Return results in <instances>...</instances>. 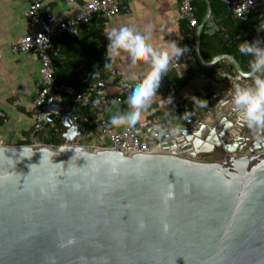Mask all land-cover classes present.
Wrapping results in <instances>:
<instances>
[{
	"label": "water",
	"instance_id": "obj_1",
	"mask_svg": "<svg viewBox=\"0 0 264 264\" xmlns=\"http://www.w3.org/2000/svg\"><path fill=\"white\" fill-rule=\"evenodd\" d=\"M211 20L213 34L220 19ZM243 27L261 55L252 69L232 54L206 61L200 34L198 59L253 77L264 66V18ZM187 74L201 97L188 126L158 123L153 152L81 144L89 120L64 95L48 99L43 124L62 144L38 131L31 144L0 138V264H264V90L241 97L227 81Z\"/></svg>",
	"mask_w": 264,
	"mask_h": 264
},
{
	"label": "crops",
	"instance_id": "obj_2",
	"mask_svg": "<svg viewBox=\"0 0 264 264\" xmlns=\"http://www.w3.org/2000/svg\"><path fill=\"white\" fill-rule=\"evenodd\" d=\"M87 1L79 0L78 3L81 5ZM178 1L123 0L122 10L114 16L102 18L92 15L82 22L77 35L65 32L56 40V76L80 89L95 85L98 90L116 95L119 83L110 75L107 65L124 70L128 80L161 69L165 74L163 82L125 94L121 102L107 106L106 116L117 130L125 128L128 120L146 118L156 119L158 123L170 122L174 131L188 126L186 118L195 110L191 99L201 96L185 87V81L190 78L187 73L201 74L223 82L226 80L216 68L228 70L234 69V66L226 59L220 60L217 65L206 66L197 57L179 68H171V58L177 45L190 41L196 44L195 40L200 34L201 50L206 61H211L218 54H232L249 70L255 66V58L261 55L246 42L243 27L246 22L235 18L222 0H194L198 18V25L194 28L187 21L177 20ZM30 2L0 0V44L4 46L0 58V138L5 144H31L37 141L34 133L38 131L43 134L42 142L56 147L64 142L63 138L59 133L55 136L50 134L49 131L55 129L53 125L48 129L40 126L31 108L36 86L41 81L38 55L32 51L13 52L9 48L11 41L26 33L25 12ZM44 2L62 19L69 18L79 7L66 0ZM208 12L212 24L211 19H220L219 29L213 34L208 33L213 29L206 25L209 23L205 20ZM263 18L264 9L254 10L248 21L255 23ZM95 66L99 67L100 78L94 75ZM252 79L264 81V66ZM52 96L59 98L62 95ZM76 106L83 109V114L89 120L88 135L79 142L91 148L106 142L99 135L100 127L95 120L94 110ZM212 153L221 155L222 151L217 148Z\"/></svg>",
	"mask_w": 264,
	"mask_h": 264
},
{
	"label": "built area",
	"instance_id": "obj_3",
	"mask_svg": "<svg viewBox=\"0 0 264 264\" xmlns=\"http://www.w3.org/2000/svg\"><path fill=\"white\" fill-rule=\"evenodd\" d=\"M78 4V9L69 18L56 16L52 8L44 0H31L25 15L27 19L26 33L11 41L9 48L13 52L32 51L40 60V84L36 86L31 103L32 111L40 126L48 120L51 111L48 108V98L51 94L65 95L79 106L91 107L95 112V120L99 124L101 137L106 139L98 146H109L113 149L132 154L135 152H153L158 149L164 138V132L156 119L146 118L140 121L128 120L125 128L117 130L106 116V108L110 104L119 103L125 94L134 92L144 86L161 83L165 80L164 71L154 69L140 74L134 80L125 78V71L107 65L110 75L118 80L119 92L109 95L95 85L85 89L77 88L73 83L55 75L54 56L58 53L56 40L65 32L79 33L82 22L96 14L108 18L118 14L123 8V0H89L79 4V0H66ZM232 15L240 21L249 20L254 10L264 9V0H222ZM194 0H179L177 20L187 21L190 27L198 25ZM4 46L0 44V58ZM197 59L196 44L193 41L177 45L171 58V68H179ZM218 74L226 80L230 87L241 97H248L256 89L264 90V81H254L238 73L235 69L225 70L217 67ZM96 146V147H98ZM93 147V148H96Z\"/></svg>",
	"mask_w": 264,
	"mask_h": 264
},
{
	"label": "trees",
	"instance_id": "obj_4",
	"mask_svg": "<svg viewBox=\"0 0 264 264\" xmlns=\"http://www.w3.org/2000/svg\"><path fill=\"white\" fill-rule=\"evenodd\" d=\"M225 4V3H224ZM258 59H259V56H257L256 58H255V60H254V64H256V62L258 61ZM253 65V64H252ZM254 66V65H253ZM252 67V66H251ZM84 108V107H83ZM91 108V107H90Z\"/></svg>",
	"mask_w": 264,
	"mask_h": 264
},
{
	"label": "bare ground",
	"instance_id": "obj_5",
	"mask_svg": "<svg viewBox=\"0 0 264 264\" xmlns=\"http://www.w3.org/2000/svg\"><path fill=\"white\" fill-rule=\"evenodd\" d=\"M246 22H248V21H246ZM55 75H56V74H55ZM56 77H57V76H56ZM57 78H58V77H57ZM251 78H252V77H251ZM76 87H77V86H76ZM77 88H78V87H77ZM86 88H87V87H86ZM79 89H80V88H79ZM51 95H52V94H51ZM51 95H50V96H51ZM56 95H57V94H56ZM50 96H49V97H50ZM62 96H63V95H62ZM64 96H65V95H64ZM48 99H49V98H48ZM69 100H70V99H69ZM70 101H71V100H70ZM71 102H72V101H71ZM47 104H48V103H47ZM76 105H77V104H76ZM82 107H85V106H82Z\"/></svg>",
	"mask_w": 264,
	"mask_h": 264
}]
</instances>
